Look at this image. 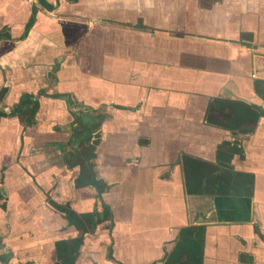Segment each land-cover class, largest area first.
<instances>
[{
	"label": "crops",
	"instance_id": "0c3cea01",
	"mask_svg": "<svg viewBox=\"0 0 264 264\" xmlns=\"http://www.w3.org/2000/svg\"><path fill=\"white\" fill-rule=\"evenodd\" d=\"M4 32L0 264H55L78 237L48 199L111 213L92 217L74 264H167L188 227L204 228L201 264H264V0H0ZM24 95L32 126L14 115ZM216 99L247 113L230 128ZM83 110L100 121L102 200L64 162ZM224 143L222 167L251 175L252 195H189L186 160L221 168Z\"/></svg>",
	"mask_w": 264,
	"mask_h": 264
},
{
	"label": "trees",
	"instance_id": "16d2710c",
	"mask_svg": "<svg viewBox=\"0 0 264 264\" xmlns=\"http://www.w3.org/2000/svg\"><path fill=\"white\" fill-rule=\"evenodd\" d=\"M50 8V6H48ZM33 19V18H32ZM32 19L27 26V33L31 27ZM6 32L0 33V39L10 38L7 36ZM25 36V35H24ZM214 103L220 105L223 109L226 106H231L234 108V117L231 122L233 123L230 128L235 126L241 117L247 113V108L243 104L234 103L230 101L214 100ZM211 106V105H210ZM26 107L27 110L23 108ZM38 109V103L32 96L24 95L22 96L20 103L14 115H18L21 120L28 126H32L35 121L36 111ZM239 114H242L239 115ZM0 116H6V114L0 113ZM228 118V117H227ZM226 120H230L227 119ZM211 121V120H210ZM226 126V125H225ZM228 127V128H229ZM235 150L231 149L228 143H224L217 154L220 167H215V165L206 163L198 159H188L184 163L185 169V186L187 193L189 195H203V196H228L230 194H235L237 196H251L253 187V178L251 175L236 173L232 170L225 169L227 167L226 163L231 161ZM223 166V167H222ZM109 208H105L102 218L99 221L106 220L110 218ZM75 224L79 230L83 233H88L94 230L97 223L93 220V215H85L77 217L76 214L73 215ZM98 216H101L100 214ZM89 226V227H87ZM203 227H188L181 231L180 240L171 253L167 264H174L176 260H185V264H201L202 263V243H203ZM83 236L70 240H62L57 243V260L56 264H74L78 256V251L83 243Z\"/></svg>",
	"mask_w": 264,
	"mask_h": 264
},
{
	"label": "flooded vegetation",
	"instance_id": "af4514ba",
	"mask_svg": "<svg viewBox=\"0 0 264 264\" xmlns=\"http://www.w3.org/2000/svg\"><path fill=\"white\" fill-rule=\"evenodd\" d=\"M93 113H91L90 111L83 110L81 111V115H86V116H83L79 120L76 119L75 123L80 125V127H75L73 129V138H72L73 142L68 143V145L71 147V151L68 155L66 154L64 155V162L70 168H74V167L80 168L79 175L74 180V188L78 191L85 187H92L97 192L96 198L98 200H102L101 198L102 192L100 189L101 183L96 177L95 172L93 171L95 167L94 166L95 162L97 160V155H98L97 145L99 143L98 135L97 134L93 135V133H96L97 127L100 121L97 117L88 115V114H93ZM95 142H96V146H94ZM47 204L56 210L55 211L53 209L55 213L58 214V217L60 220H62V218L64 220H67L68 222L67 228H69L70 225H74V227L79 232L78 237L84 235L81 232V230L77 228L75 224V220L73 218L74 214H76L77 217H81L82 215L77 214L74 210H72L70 208L69 203L64 205V204H59L54 200L48 199ZM101 207H102V212H99L97 209V204H96V208L92 214L94 218L98 217L99 214H103L107 206L104 203H102ZM180 237H181V232L178 237V242L180 240ZM59 241H62V240H59ZM56 249H57V246H56ZM56 249H55V252H56ZM56 257H57V253H56ZM57 262L58 260L55 262V264Z\"/></svg>",
	"mask_w": 264,
	"mask_h": 264
},
{
	"label": "rangeland",
	"instance_id": "374dc122",
	"mask_svg": "<svg viewBox=\"0 0 264 264\" xmlns=\"http://www.w3.org/2000/svg\"><path fill=\"white\" fill-rule=\"evenodd\" d=\"M28 1H31V0H28ZM94 146H96V142H95V145Z\"/></svg>",
	"mask_w": 264,
	"mask_h": 264
}]
</instances>
